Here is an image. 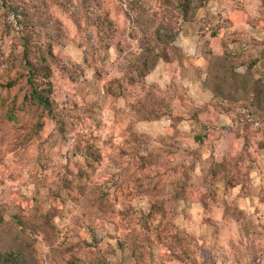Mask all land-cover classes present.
I'll list each match as a JSON object with an SVG mask.
<instances>
[{"label": "clouds", "instance_id": "1", "mask_svg": "<svg viewBox=\"0 0 264 264\" xmlns=\"http://www.w3.org/2000/svg\"><path fill=\"white\" fill-rule=\"evenodd\" d=\"M26 4L0 7V264H264V0Z\"/></svg>", "mask_w": 264, "mask_h": 264}, {"label": "rangeland", "instance_id": "2", "mask_svg": "<svg viewBox=\"0 0 264 264\" xmlns=\"http://www.w3.org/2000/svg\"><path fill=\"white\" fill-rule=\"evenodd\" d=\"M5 10V15L11 19L13 16L17 19L18 22L21 21V17H24L25 20L27 19V4L26 0H3V4L0 5ZM109 25L111 22H108ZM205 255L207 256L208 253L206 252ZM4 264H12V257L8 256L4 259Z\"/></svg>", "mask_w": 264, "mask_h": 264}]
</instances>
